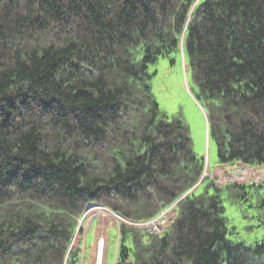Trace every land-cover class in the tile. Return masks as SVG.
Wrapping results in <instances>:
<instances>
[{
	"label": "trees",
	"instance_id": "16d2710c",
	"mask_svg": "<svg viewBox=\"0 0 264 264\" xmlns=\"http://www.w3.org/2000/svg\"><path fill=\"white\" fill-rule=\"evenodd\" d=\"M180 51L219 163L264 165V0H0V264H83L95 204L174 207L158 234L121 222L115 264H264L223 205L255 196L264 223L262 182L203 175L151 90L148 65Z\"/></svg>",
	"mask_w": 264,
	"mask_h": 264
},
{
	"label": "rangeland",
	"instance_id": "374dc122",
	"mask_svg": "<svg viewBox=\"0 0 264 264\" xmlns=\"http://www.w3.org/2000/svg\"><path fill=\"white\" fill-rule=\"evenodd\" d=\"M172 57L173 60L167 56L159 57L148 65L150 87L161 112L169 118L180 114L188 124L193 148L204 159L205 175L220 184L255 181L262 182L264 186V165L249 166L240 161L235 164L219 163L216 145L208 136L205 113L194 96L196 87L187 68V58L182 51L172 54ZM255 202V196L241 203H233L223 195L228 237L233 241L252 244L264 238V223L257 216ZM121 216L103 205L86 208L80 218L83 233L77 235L74 241L75 244L81 242L82 252L85 253L83 264H97V241L100 237L105 239L102 264H115Z\"/></svg>",
	"mask_w": 264,
	"mask_h": 264
},
{
	"label": "built area",
	"instance_id": "2783aa9c",
	"mask_svg": "<svg viewBox=\"0 0 264 264\" xmlns=\"http://www.w3.org/2000/svg\"><path fill=\"white\" fill-rule=\"evenodd\" d=\"M174 217H175L174 207L173 205H170L164 210H162L155 218L150 219V220L133 222L123 217H120V218H122L121 222L128 223V224H134L136 227H140V228H147L151 232L158 234L163 231V229L167 226L168 223H170L174 219ZM100 238L101 239L97 241V247H98L97 252L99 253V249H101V254L100 255L98 254L99 256H98L97 262L101 260L100 262L102 263V257L104 254L103 245L105 243V239L102 237Z\"/></svg>",
	"mask_w": 264,
	"mask_h": 264
},
{
	"label": "bare ground",
	"instance_id": "6f19581e",
	"mask_svg": "<svg viewBox=\"0 0 264 264\" xmlns=\"http://www.w3.org/2000/svg\"><path fill=\"white\" fill-rule=\"evenodd\" d=\"M99 255L101 254V249H99V253H98ZM102 259H103V257H102ZM101 260H99L98 262H97V264H102L101 262H100Z\"/></svg>",
	"mask_w": 264,
	"mask_h": 264
},
{
	"label": "water",
	"instance_id": "95a60500",
	"mask_svg": "<svg viewBox=\"0 0 264 264\" xmlns=\"http://www.w3.org/2000/svg\"><path fill=\"white\" fill-rule=\"evenodd\" d=\"M206 173H205V171H204V173H203V175H205ZM190 192V190L187 192V193H189Z\"/></svg>",
	"mask_w": 264,
	"mask_h": 264
},
{
	"label": "clouds",
	"instance_id": "9594fccd",
	"mask_svg": "<svg viewBox=\"0 0 264 264\" xmlns=\"http://www.w3.org/2000/svg\"><path fill=\"white\" fill-rule=\"evenodd\" d=\"M95 205H97V204H95Z\"/></svg>",
	"mask_w": 264,
	"mask_h": 264
}]
</instances>
